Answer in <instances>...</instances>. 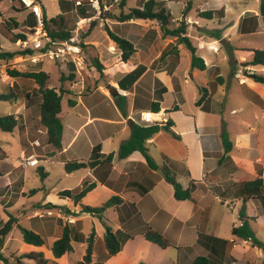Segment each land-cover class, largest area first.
I'll list each match as a JSON object with an SVG mask.
<instances>
[{"label": "crops", "instance_id": "obj_1", "mask_svg": "<svg viewBox=\"0 0 264 264\" xmlns=\"http://www.w3.org/2000/svg\"><path fill=\"white\" fill-rule=\"evenodd\" d=\"M164 1L166 8L173 16V22L177 24L185 18L187 36L196 49V55L203 59L206 68L199 70L191 67V53L183 44L176 45L178 55L174 53L164 55L163 51L175 44V38L162 36L155 21H149V23L143 20L116 21V33L130 40L135 48L127 62L120 60L121 52L110 39L109 42L103 41L102 44H97L93 39L95 36H91L92 29L83 38V42L88 46L89 53L103 64V79H99L94 66H90L88 70L90 79L79 78L76 74L75 80L71 84H66L65 88L68 90L66 95L70 97L68 99L74 100V104L71 106L67 102V108L63 113L61 100V111L58 116L63 124L62 151L50 154L48 158L59 156V162L64 168L66 161L92 159V150L95 146L99 147V153L102 155L113 153V158L110 164L101 163L93 169L76 170L82 173L74 175L77 176L74 186L62 187L46 194L41 201L32 204L31 217L42 220L35 222L36 228L33 229L42 237L44 234L50 237L48 246L50 249L52 242L67 224L70 228L71 252L74 251L75 244L82 249L81 258L74 263L79 264L85 249L82 238L91 232L82 231V222L85 217L83 218V213H79L81 204L99 206L111 196L117 195L122 201L114 207L107 208L104 211V218L109 224L112 223L114 231L121 233L120 237L124 234L130 235L122 246L137 242L136 247L140 248L138 255L144 253L145 249L152 248L150 244L153 243L148 242L142 236L146 228H151L161 233L172 244L169 247L175 248L178 253L177 263L170 258L164 260L163 263L193 264L196 257L204 256L210 260L208 264H225L226 257H231L230 264H258L262 251L251 246L249 241L235 240L231 230L233 226L243 221L239 215L242 206H244L251 228L252 224H257L261 218H264V202L253 197L244 201L237 184L253 180L258 176L262 177V170L253 168L251 171L247 165L249 148L247 138L238 139L228 131L227 121L224 118L220 119L223 121L215 118L220 112V103L212 96L218 86H229L235 82L241 88L244 86L246 95H249V92L252 93V97H249L251 100L264 107L258 95V92L264 95V90L253 80L240 81L235 75L233 76L232 66L234 64L230 62L232 54L235 60H239L238 63L242 65L240 58L245 49H259L253 44L244 42L242 38L248 34L257 33L259 26L264 24V16L259 11L260 0H214L211 9H204L203 3L206 0H199L198 7L195 9L196 17L190 14L194 0H186L190 2V5L185 14H183L185 6L183 0ZM13 4L15 11L25 12L22 18L25 20L30 12L29 9L17 10L18 4L15 1ZM220 9L223 11L221 14L215 13L211 19L204 18L209 21L210 26L202 24L203 18L198 16L200 11ZM215 30L220 31L221 38L214 36L213 31ZM189 31H192L191 35ZM220 51L225 53L222 58L228 59L230 63L227 75L222 74L218 64ZM210 54L212 56L208 58L206 55ZM28 56L32 60L39 58L36 54ZM140 66L144 67L140 76L129 89H121L118 86L119 80ZM198 71L203 72L205 80L200 78ZM195 78L200 84H198L197 96L193 97L194 108H185V86H188L191 83L190 80ZM14 82L18 86L17 89L27 92L35 87L34 83L24 78H12L9 85L6 84L13 86ZM104 82H106L105 85ZM109 87H113L117 94L123 96L121 99L123 112L118 107L116 95L108 93ZM200 88L205 89L206 96L204 101L197 105L196 101L201 96ZM158 94L160 95V111L164 113L166 120L171 121L170 129L178 137L172 136L170 131L161 128L157 134L146 141V145L156 163H166L172 166L176 180L182 187L186 188L190 181L196 184L192 197L187 200L174 198L171 183L167 182L157 170L150 169L139 151H133L125 158L117 157L119 146L130 136L131 122L146 125L141 121V114L151 111V104L158 99ZM39 102L40 100L36 111L33 107L31 112L25 113L27 115L22 113L26 128L30 125L27 121L30 120L32 113L39 120ZM20 108V111L24 110L25 104L20 105ZM224 126L231 142L230 150L227 152L221 137ZM244 149L245 156L242 157ZM51 151L50 149L49 153ZM21 154L25 155L23 151ZM2 163L3 161H0V168L4 173L1 178H5V183L0 193L13 190L16 191L15 194H23V180L18 179L14 185L7 181L10 171L3 167ZM225 166L228 167L227 172L224 169ZM43 171L46 172L44 169ZM68 174L76 173L74 171ZM85 181L94 182L95 186L77 204L69 198L59 196L60 191L80 187ZM12 201L9 199L3 202V205H6L5 208ZM46 202L64 208L50 210L51 215L35 217L36 212L45 211L38 208V205ZM67 209L70 212H67ZM227 209L231 210L232 218L226 232L229 235H223L222 232L225 231L222 229V223L228 213ZM73 212L77 215L71 214ZM236 212L239 224L235 220ZM54 215L56 219H51ZM2 222L4 220H0V223ZM92 223L94 224V221ZM93 230L95 231L94 261L98 259L95 253L100 249L103 251L100 250L98 253H101L104 264H107L110 258L122 253L121 250L109 257L104 247L103 233H99L94 228ZM9 234L6 236L5 243ZM96 240L103 242L98 251L95 247ZM222 240L227 242L224 243ZM29 245L35 249L33 251H41L45 245V239L41 246ZM241 245L244 248L238 247L241 249L238 251L236 248ZM71 252L58 258H55L52 252L48 254L43 252V254L45 258L58 264H68ZM179 254L183 256L180 258ZM26 262L29 263V261Z\"/></svg>", "mask_w": 264, "mask_h": 264}, {"label": "rangeland", "instance_id": "obj_2", "mask_svg": "<svg viewBox=\"0 0 264 264\" xmlns=\"http://www.w3.org/2000/svg\"><path fill=\"white\" fill-rule=\"evenodd\" d=\"M13 1L17 0H0V20L4 21L11 28L14 27L13 22L10 21V18H15L16 21L19 23L22 22V18L25 14L24 11H15ZM92 4L91 0H89ZM117 0H103L104 6L100 8L99 2L97 7L95 8V13L93 17L90 18H79L76 16L74 10L66 11V8L72 5L71 0H34L35 3L39 4L43 14L47 18L55 17L59 13H67V19L70 22L69 27L71 30L72 38H74V43L79 44L82 35H85L89 25L90 20L97 21L96 26L93 28L91 36L94 35L93 38L97 44H102L103 41L109 42V37L106 31L103 29L104 25L109 27L112 31L116 33V21L111 20L108 18H103V14L108 11H116V2ZM144 0H127V6L125 7H140L143 4ZM184 1V14L187 12L189 6L187 5V1ZM198 1L194 0L192 2L193 9L190 11V14L196 17L195 9L198 7ZM18 3V2H16ZM23 3V2H22ZM252 3L251 1L249 2ZM203 7L204 9H211L212 5L214 4V0H206ZM25 6V5H24ZM22 4H18L19 9L24 7ZM234 8H232L233 10ZM183 17V16H182ZM203 18V17H200ZM22 20V21H21ZM203 25H208L209 21L206 19L201 20ZM145 23H149L146 21ZM153 23V22H150ZM156 25V24H155ZM35 29V28H34ZM193 30V27H191ZM14 31H20V29H15ZM192 31H189L191 35ZM31 33L27 32V38L31 41ZM234 36L233 33H231ZM244 42H248L253 44L255 48L264 49V24L259 26L257 33L255 34H248L244 38H242ZM112 44L116 47L115 43L110 40ZM110 42V43H111ZM80 45V44H79ZM101 46V45H100ZM82 56L84 59V63L81 67L77 69L71 62L69 55L65 56L64 58H56L52 59L48 55L44 53L37 55L39 57L38 60H32L28 55L16 54L10 60H0V93L1 92H9L7 90V84L12 78H9L7 75V70L9 69H16L18 71H36L43 69L46 72H49V79L47 82V86L53 87L56 90H61L64 92L63 99H62V111L64 113L65 109L67 108L68 95L66 92L68 91L65 87L67 83H70L73 80L67 79L69 75L74 72L75 75L77 74L78 77H84L90 79L91 76L89 74L90 66H93L94 56L89 53L88 46L85 44L81 46ZM29 48V47H27ZM22 49H26L20 45L19 40L16 42L10 41L0 32V51H20ZM202 51V50H201ZM222 53L218 56V64L221 67V71L223 75H227L229 72L230 63L228 59H223ZM237 56V54H235ZM240 61L242 65L238 63L239 60H235V57L231 54L230 55V62L236 65L235 75L237 79L240 81H249L252 80L250 78L251 73H257L264 75V65L258 66H251L249 64L251 60V54L247 51L241 54ZM208 58H211L210 55H206ZM98 59V58H97ZM231 64V65H232ZM95 68V67H94ZM96 71V69H95ZM246 72V74H244ZM97 75L99 73L96 71ZM200 73V78L204 79L203 72L198 71ZM237 73L240 76H237ZM188 77V75H187ZM190 78V77H188ZM199 78V79H200ZM99 79H103V72L102 75H99ZM191 83L188 86H185V98L186 104L185 108L190 107L194 108L193 104V97L198 92V80L195 78L194 80H190ZM7 83V84H6ZM15 84V82H14ZM106 82H104V85ZM261 89L264 90V84L255 83ZM17 85V84H16ZM18 88V86H17ZM16 90V88H15ZM107 90V89H106ZM23 92V91H22ZM108 92V91H107ZM109 93V92H108ZM17 100H9L4 101L0 100V116L7 115V114H19L21 116V122L24 124V129H20L16 127L12 132H4L0 130V145L5 150L6 154L3 158L2 166L5 167L10 171L9 176L7 177V181H10L11 184H15L18 179L23 180L22 189L24 190L23 194L16 193V191L9 190L7 193H0V220H7V212L13 214L18 218L19 225L24 228H28L34 230L35 222H40L38 218H32L31 215L33 213L32 204L35 202L41 201L46 194L55 192V190H59L62 187H71L74 186L77 182V176L82 171H75L76 174L69 175L66 173L65 169L60 164L59 156L57 158H51L49 153V146L46 143V132L39 124V120H37L36 115L32 113L35 117L30 116V120H28L27 124H30L28 128H26V124L24 123L23 114L27 111H32L33 107L36 111V106H38L39 97L37 94L33 93V89L29 91V95L27 96L24 93H18ZM259 97L262 99L264 104V95L258 92ZM214 100L219 101L220 103V112L215 116L217 120L224 118L227 121V129L230 131L231 134L238 137L240 139L247 138L248 140V162L247 165L250 167L251 171L253 168L261 169L262 170V178L264 181V107L263 105L257 104L254 100H251L252 93L249 92V95H246L244 86L241 88L240 85L237 83H233L232 85L226 86H218L215 93L212 96ZM250 97V98H249ZM25 104V109L20 111V105ZM61 114L63 117L64 114ZM27 115V114H25ZM223 121V120H220ZM225 126L223 127V129ZM37 141V143H36ZM244 146V145H243ZM24 152L25 156L36 154L37 163L35 166L32 167H23L19 164L18 159L21 157V152ZM243 154L242 157L245 156V149L242 150ZM258 158L260 160L258 161ZM42 167L46 172V176H42L39 172V168ZM225 171L227 172L228 167H224ZM74 173V172H73ZM78 173V174H77ZM5 183V178L0 179V192L2 190V186ZM82 186V185H81ZM21 188V186L19 187ZM227 188V186H226ZM232 191V190H231ZM5 195V196H4ZM13 200L10 202L11 204L6 207L3 205L7 200ZM4 208L6 209L4 211ZM228 213L222 223V229L225 232H222L223 235L226 233L229 228V224L231 221V213L230 209H227ZM238 212V211H237ZM236 212V222L239 224L238 214ZM35 217L36 214H34ZM84 221L82 222V231L88 233L94 229H97L99 233H103L104 227L101 221L91 216L90 214L83 213L82 214ZM51 219H56L54 215ZM64 220H62V224ZM94 221V224L92 223ZM106 221V220H105ZM108 223V222H107ZM1 224V223H0ZM109 224V223H108ZM110 223L109 225H111ZM113 226V225H111ZM34 228V229H33ZM252 228L255 232L256 237L264 242V218H261L257 224H252ZM226 229V230H225ZM45 239V245L42 248V252L45 254L51 253L49 249V242L50 237L46 234L43 235ZM75 244V243H74ZM103 245L102 240H96V251ZM123 245V244H122ZM137 242H130L127 245L122 246L123 249L122 253L117 256H109L112 257L107 262V264H146L144 262H152L154 264H162L164 260L170 258L175 263H177V256L178 253L175 248L167 247V248H160L155 244H150L152 248L145 249L144 253L138 255L137 252L140 248L136 247ZM244 248L243 245L237 246V250L241 251L240 248ZM35 250L29 244H26L21 235L20 228L14 226L13 229L10 231L8 239L2 249V253L8 257L12 258V254L16 252V254H22L25 252H30ZM102 250V249H100ZM99 250V251H100ZM120 250V251H121ZM98 251V252H99ZM103 251V250H102ZM82 249L75 244V249L73 252L69 254L68 264H74L76 260L81 258ZM95 253L98 259L96 261H103V257H101V253ZM183 254H179L181 258ZM105 260V259H104ZM225 264H230L231 257H226L224 260ZM0 264H4L0 261ZM166 264V263H163ZM171 264V263H169Z\"/></svg>", "mask_w": 264, "mask_h": 264}, {"label": "trees", "instance_id": "obj_3", "mask_svg": "<svg viewBox=\"0 0 264 264\" xmlns=\"http://www.w3.org/2000/svg\"><path fill=\"white\" fill-rule=\"evenodd\" d=\"M72 5L64 9L66 11L74 10L76 16L79 18H90L93 17L95 13V8L92 6L89 0H71ZM17 4H24L21 0H17ZM100 8H103L104 3L103 0H98ZM116 11H108L103 14V18H108L111 20H115L117 22H127L129 20H143V21H155L158 24L159 30L162 32V36H172L175 38V44L167 47L163 54H177V44H183L186 49L191 53V67L199 70H203L206 68V65L203 59L196 55V49L191 43L189 37L187 36V23L185 22V18L178 21L176 24L173 22V16L169 12V10L165 6L164 0H144L143 4L140 7H128L127 0H117L116 1ZM187 5H190V2L187 1ZM15 7V6H14ZM18 8L17 10L26 9ZM28 9V8H27ZM259 11L262 16H264V0H260ZM223 11L217 10H205L200 11L198 16L211 19L213 15L221 14ZM184 14V13H183ZM10 21L13 22L14 27L11 28L10 25L0 20V32L8 38L10 41L16 42L17 40H26L27 32L32 33L37 24L35 15L30 11L26 19L22 22L16 21V19L10 18ZM69 21L67 19V13H59L55 17L47 18L45 14H43V28L46 35L51 39V41L59 42L66 41L72 37L71 30L69 27ZM97 21L90 20V25L85 33L82 35L80 39V45H85L83 42V38L89 34V32L96 26ZM20 29V31L14 30ZM109 39L112 40L115 45L120 50V60L122 62H127L131 56L133 55L135 48L133 43L127 38L115 33L109 27L104 25L103 28ZM214 36L217 38H221L220 31H213ZM50 43H46L44 47L41 49H32L26 48L20 51H0V60H10L16 54L22 55H33V54H42L45 53L50 48ZM245 51L251 54V60L249 64L251 66L264 65V49H254L247 48ZM93 66L99 75H102L103 72V64L97 59L94 58ZM144 67H137L135 70L127 73L121 80L118 82V86L121 89L127 90L133 84V82L140 76L143 72ZM236 65L232 66V72L235 73ZM7 75L12 78H24L28 79L32 83L35 84L33 88V93L37 94L39 97V124L46 132V143L49 148L52 150L50 154H56L62 151V131L63 124L60 120L58 114L61 111V100L63 98V91L56 90L53 87L47 86V82L49 79V74L40 69L36 71H18L16 69L7 70ZM250 78L257 83L264 84V75L251 73ZM75 77V73L72 72L67 79L73 80ZM8 86V85H7ZM16 88V90H15ZM7 90L9 92H1L0 100L9 101V100H17L18 93H24V90L17 89V85L8 86ZM23 91V92H22ZM201 96L197 99L196 104L200 105L202 101L205 99L206 91L204 88H200ZM28 96L29 92H25ZM158 99L153 101L151 104V111H159L160 110V95L158 94ZM123 96L117 94L116 102L118 104L119 109L123 112V107L121 105V99ZM69 104L72 106L74 104V100L68 99ZM171 121L167 120L164 124H150L143 125L135 122H131V133L129 138L121 143L119 146L117 157L125 158L133 151H139L145 158L147 166L152 170L160 169L163 172V178L171 183L173 187V196L176 200H187L192 197V193L196 188V184L193 181H190L186 188L182 187V185L176 180V174L172 166L167 165L166 163L158 164L152 157L147 145L146 141L152 138L155 134H157L161 127H164L166 130L170 131L172 136L178 137L171 129ZM18 127L21 130L24 129V124L21 122V116L19 114H7L0 116V130L4 132H12L14 129ZM222 141L224 144L225 151H229L231 147V142L228 138V133L225 129L222 130L221 133ZM6 152L0 145V161L3 160ZM93 158L90 160H71L66 161L64 163V169L66 173H71L79 169L90 168L93 169L98 164L101 163H111L113 158V153H109L107 155H102L99 153V147L95 146L92 150ZM40 174L44 177L46 176V172L43 171V168H39ZM0 168V179L3 176ZM239 186V192L243 195V200L245 201L249 197H253L255 199H259L264 202V181L262 177H256L253 180L243 181L237 183ZM95 186L94 182L88 183L87 181L80 187L74 189H64L60 191L58 194L61 198H69L72 202L77 204L88 191H90ZM121 198L117 195L111 196L108 200L102 203L99 206H89L81 204V209L79 213H87L93 217L98 218L104 227L103 232V242L104 247L107 251L108 256L116 255L122 248L123 242L130 238L129 234H124L123 237H120L118 231H114L111 225L105 221L104 211L107 208L114 207L121 202ZM38 208L44 210H52V209H62L64 207L55 205L51 202H46L43 205H38ZM66 208V207H65ZM68 210V209H67ZM67 212H70L69 210ZM76 214L77 213H71ZM8 218L4 222L0 224V261L4 264H58L57 262L45 258L43 252L41 251H30L22 254H12V258L6 257L2 253V249L4 247L6 236L12 230L14 226L20 228L22 239L27 244H32L35 246H41L44 244L43 237L35 232L34 230L21 227L18 222V218L11 213H7ZM239 215L243 218V221L239 225H235L232 227V235L235 240L249 241L251 246L257 247L262 251V257L258 264H264V242L259 240L253 229L251 228L248 217H246L244 206L241 207L239 211ZM142 236L148 242H151L157 245L160 248H167L172 246V244L164 238V236L156 230L151 228H146ZM95 240V231L92 230L87 236L82 238V241L85 244L84 254L82 260L79 264H104L103 261H94L93 260V245ZM224 243L227 241L222 240ZM50 251L55 258H58L65 253H69L72 251L71 245V237H70V228L66 224L63 226V229L60 235L52 242L50 246ZM26 261H29L26 262ZM209 259L204 256H198L194 259L193 264H208Z\"/></svg>", "mask_w": 264, "mask_h": 264}, {"label": "built area", "instance_id": "obj_4", "mask_svg": "<svg viewBox=\"0 0 264 264\" xmlns=\"http://www.w3.org/2000/svg\"><path fill=\"white\" fill-rule=\"evenodd\" d=\"M23 4L31 11L36 18V26L34 31L30 34V39L26 38V40H19L20 45L23 47H29L32 49H41L46 45V43H50V48L44 53L48 55L52 59L56 58H64L66 55L70 57V62L77 68L81 67L84 63V59L82 56V50L79 44L74 43V38H70L66 41L54 42L46 35L43 28V12L39 4L35 3L34 0H21ZM92 6L94 8L98 5V0H91ZM237 76L240 74L237 73ZM141 121L146 124H164L167 122L164 113L162 111H148L141 114ZM37 143V141H36ZM18 162L23 167H32L37 163V159L35 155H21ZM36 216L44 217L47 215H51L50 210H45L43 212H36Z\"/></svg>", "mask_w": 264, "mask_h": 264}, {"label": "water", "instance_id": "obj_5", "mask_svg": "<svg viewBox=\"0 0 264 264\" xmlns=\"http://www.w3.org/2000/svg\"><path fill=\"white\" fill-rule=\"evenodd\" d=\"M109 93L112 94V95H117V92L114 90L113 87H109ZM161 128H164V127H161ZM157 171H158V173L163 175V172L160 169H157Z\"/></svg>", "mask_w": 264, "mask_h": 264}]
</instances>
